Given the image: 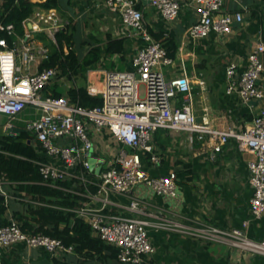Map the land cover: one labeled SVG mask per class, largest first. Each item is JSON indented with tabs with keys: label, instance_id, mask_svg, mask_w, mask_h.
I'll use <instances>...</instances> for the list:
<instances>
[{
	"label": "built area",
	"instance_id": "1",
	"mask_svg": "<svg viewBox=\"0 0 264 264\" xmlns=\"http://www.w3.org/2000/svg\"><path fill=\"white\" fill-rule=\"evenodd\" d=\"M142 1H148L165 20L175 19L180 11V0H104L107 10L119 16L125 28L123 34L136 36L143 43L131 58V69H98L93 71V78L88 74L87 92L99 95L102 100L93 107L81 106L65 93L55 96L51 85L56 82L60 69L57 66L39 69L41 61L48 58L49 47L33 31L45 32L55 43V33L67 24L54 9L36 10L25 18L22 35L15 33L11 23L0 21V31L16 37L11 44L0 37V114L7 118L4 129L10 131L16 126L31 132V142L43 156L36 162L44 182L51 185L57 181L71 182L70 187L63 189L82 199L70 210L89 225L94 236L118 248L120 262L149 263L155 251L149 227L176 229L264 255V240L246 236V220L242 228L221 229L205 223L188 226L148 212L145 203L133 195L139 184L157 195H178L176 171L151 175L144 168V157L151 165L158 164L159 157L152 145L156 130H182L190 137L194 133L198 138L207 134L214 141L216 151L233 138L240 149L252 154L247 162L253 188L250 213L254 218L264 215V41L261 39L247 53L241 72H237L235 62L225 69L226 92L236 93L244 102L257 101L258 111L239 131L217 129L196 120L190 79L185 75L167 77L162 70L172 59L162 42L150 32L140 8ZM189 1L197 13L195 22L186 30V35L193 40L212 32L227 35L235 23L243 21L241 11L224 10L225 0ZM67 51L64 47V52ZM177 95L181 101L178 106L174 104ZM26 108L33 109L32 117L30 113L23 114ZM90 157L96 160L90 162ZM4 184L0 179V197L7 205L12 196ZM113 194L129 198L124 208L130 214L112 209ZM24 199L41 204L28 196ZM141 215H151L156 220ZM7 217L9 222L0 226V256L2 248L22 244L29 249L44 250L52 259L51 264H61L62 255L73 251L72 246L64 245L57 238L24 232L16 218ZM0 264H3L1 260Z\"/></svg>",
	"mask_w": 264,
	"mask_h": 264
},
{
	"label": "crops",
	"instance_id": "2",
	"mask_svg": "<svg viewBox=\"0 0 264 264\" xmlns=\"http://www.w3.org/2000/svg\"><path fill=\"white\" fill-rule=\"evenodd\" d=\"M31 1L40 3L45 0ZM55 4L51 9L62 21L70 23L75 46L82 45L83 53L89 44H103L110 38L124 40V59L118 53L103 56L94 70L87 71L85 85L88 74L93 78V71L109 69L106 65L119 64L118 67L122 65L123 69L132 68L131 58L143 42L136 36L123 34L125 28L119 16L107 10L104 0H55ZM140 8L149 30L159 36L157 39L163 43L167 40V47L173 43L177 45L175 57L170 56L172 62L164 65L162 70L167 77L185 75L190 79L191 105L196 120L217 129H243L258 111L259 103L244 102L236 93H227L225 69L235 62L237 72H241L246 65L247 53L261 41L260 15L264 11V0H225L224 10L241 11L242 23H235L233 31L227 35L212 32L196 40L186 35L187 28L197 18L189 0H180L179 14L173 20L163 19L147 1H142ZM42 9L36 5L33 13ZM31 26L28 24V27ZM36 33L33 31L35 37ZM82 40L87 42L81 44ZM56 82L62 84L61 91L67 93L69 85L64 80L56 79ZM180 102L177 95L174 104L178 106ZM152 145L159 161L157 165L144 163L145 170L151 175L176 171L178 195H157L144 184H139L133 195L145 203L148 212L188 226L205 223L221 229L242 228L246 220V236L264 240V215L254 218L250 213L253 188L247 162L252 154L240 149L235 139L229 138L216 151L214 141L207 134L198 138L196 133L190 137L188 132L182 130L158 129L154 132ZM111 200L115 203L112 205L114 211L130 214L124 208L129 198L113 194ZM22 201L26 202L23 197H11L7 216L12 215L13 210L23 209ZM141 216L156 220L151 215ZM148 230L155 248L148 264H264L263 254L252 253L226 242L208 241L176 229L149 227ZM72 253H64L61 261L74 263L76 257ZM0 260L3 264L52 263L44 250L29 249L22 244L2 248ZM87 264L105 263L92 261ZM106 264L132 263L118 261Z\"/></svg>",
	"mask_w": 264,
	"mask_h": 264
},
{
	"label": "trees",
	"instance_id": "3",
	"mask_svg": "<svg viewBox=\"0 0 264 264\" xmlns=\"http://www.w3.org/2000/svg\"><path fill=\"white\" fill-rule=\"evenodd\" d=\"M36 5L44 9L56 6L55 0H45L40 3L31 0H3L0 3V21L4 24L11 23L15 33L22 35V21L33 13ZM260 22L261 38L264 41V11L260 15ZM69 26L70 23H67L55 33V43L46 36L45 32L36 33V37L49 47L48 58L41 61L39 69L57 66L60 69L58 76H66L69 80L80 78L85 81L87 71L95 69L103 56L118 53L124 59L122 38H110L103 44H89L83 53L82 45L75 46ZM151 33L156 39L159 37ZM0 37H5L9 44L16 39L15 35L7 34L5 31H0ZM86 42L87 40H82L81 44ZM162 44L167 54L175 57L177 45L173 43L172 46L167 47V40L164 43L162 41ZM64 47L68 49L66 53ZM58 86V82L51 85L55 96L64 94L57 88ZM65 94L84 107L97 106L102 102L99 95H90L87 92L85 83L69 86ZM32 137L29 131H21L17 134L0 133V179L5 182L6 191L13 198L28 196L34 201L41 202V204H32L22 201L24 208L13 210L12 216L20 222L24 232L42 233L61 240L66 246H72V254L76 257V261L74 263L60 261L61 264L118 262V248L94 236L89 225L70 210L82 199L79 195L63 189L70 187L71 182L57 181L56 186L44 182L36 162L43 159V156L39 148L31 142ZM144 160L150 165L147 157H144ZM9 206V202L6 205L4 198L0 197V226L9 222L7 217Z\"/></svg>",
	"mask_w": 264,
	"mask_h": 264
},
{
	"label": "rangeland",
	"instance_id": "4",
	"mask_svg": "<svg viewBox=\"0 0 264 264\" xmlns=\"http://www.w3.org/2000/svg\"><path fill=\"white\" fill-rule=\"evenodd\" d=\"M119 65V64H118ZM118 65H106L107 68L111 69V68H118V69H123L124 67H122V65H120L118 67ZM57 79H59V81H65L67 83V85L71 86V85H80V84H84L85 81L83 79L80 78H74V79H67L66 76H58ZM60 91L63 90V86L62 84H59V86L57 87ZM27 113H33V109L32 108H26L25 111L23 112V114H27ZM24 117H26V115H23ZM31 117L33 116L32 114L30 115ZM28 117V116H27ZM6 116H4L3 114H0V133H5V129H4V123L6 121ZM15 123H17L18 125H23V122L20 121H13ZM7 133H9V131H7ZM253 253V252H252Z\"/></svg>",
	"mask_w": 264,
	"mask_h": 264
},
{
	"label": "water",
	"instance_id": "5",
	"mask_svg": "<svg viewBox=\"0 0 264 264\" xmlns=\"http://www.w3.org/2000/svg\"><path fill=\"white\" fill-rule=\"evenodd\" d=\"M148 2V1H147ZM21 131H25V128H23V127H16V126H14V127H12L11 129H10V134H14V133H19V132H21ZM96 160V158L95 157H90L89 158V161L90 162H94ZM91 167H92V165H91ZM98 171V169H95V172H97Z\"/></svg>",
	"mask_w": 264,
	"mask_h": 264
}]
</instances>
